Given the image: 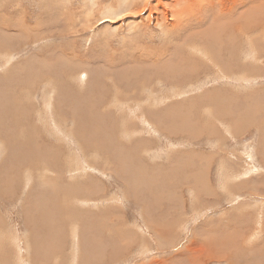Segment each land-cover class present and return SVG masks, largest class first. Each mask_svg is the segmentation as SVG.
I'll list each match as a JSON object with an SVG mask.
<instances>
[{
  "label": "rangeland",
  "instance_id": "1",
  "mask_svg": "<svg viewBox=\"0 0 264 264\" xmlns=\"http://www.w3.org/2000/svg\"><path fill=\"white\" fill-rule=\"evenodd\" d=\"M263 3L0 0V264H264Z\"/></svg>",
  "mask_w": 264,
  "mask_h": 264
},
{
  "label": "crops",
  "instance_id": "2",
  "mask_svg": "<svg viewBox=\"0 0 264 264\" xmlns=\"http://www.w3.org/2000/svg\"><path fill=\"white\" fill-rule=\"evenodd\" d=\"M231 75H233V71H232V73H231ZM224 77H228L227 75H224ZM183 82H186V81H181V82H179V84L181 83H183ZM187 82H189V81H187ZM207 82H205V83H203L202 85H201V88H203V92H200L199 94H197V95H208V93H209V90H210V88H209V86L206 84ZM178 86V85H177ZM180 87H181V85H180ZM209 89V90H208ZM200 89H196V91H199ZM224 93L226 94V95H228V93H229V91H224ZM197 95H194L192 98H190V99H188V102H190V108H194V110H193V112H192V114H195V113H197V112H199V111H201V107H197L196 106V102H195V100H194V98H195V96H197ZM176 101H177V106L175 107V112L176 113H180V111L182 110V109H187L186 107L188 106V105H186L185 106V104H184V102L183 101H181V100H178V99H176ZM192 103V104H191ZM194 104V105H193ZM164 108V107H163ZM214 108H216V107H214ZM230 111H228V109H225L223 112H215V120L216 119H220V118H222L221 119V121L223 122V124H224V135H225V133H228V135H230V134H232V131H233V126H234V117H233V114H232V112H231V109H229ZM51 111H53V110H51ZM229 112V113H228ZM133 113L135 114V112L133 111ZM50 114H52V115H54V113L53 112H51ZM141 115H142V118H146V117H144V115L141 113ZM224 115V116H223ZM41 117V116H40ZM40 117H38V119L40 118ZM243 117V116H242ZM242 120V122H243V119H241ZM235 121H236V119H235ZM62 122L64 123V119H62ZM143 123L144 124H148V121H145V120H143ZM195 124H197L196 122H195ZM201 124V123H200ZM200 124H199V126H200ZM218 124V123H217ZM209 125H213V122H211ZM237 125H238V123H237ZM237 125H236V127H237ZM201 127V126H200ZM205 127V128H204ZM35 128V127H34ZM202 128V127H201ZM37 131H40V129H38V128H35ZM173 129L174 128H172L171 129V131H173ZM202 129H205V131L207 130V127L206 126H203V128ZM220 124L219 125H217V128H216V130L217 131H220ZM215 130V131H216ZM214 131V132H215ZM206 132H208L209 133V131H206ZM167 134V133H166ZM168 135V134H167ZM170 136H172V137H175V136H179V135H173V134H169ZM126 136L128 137V138H131L132 137V133L131 132H129V133H127L126 132ZM226 136V135H225ZM216 136L215 135H212L211 133L209 134V136H206V135H202V136H200L199 138H196V139H194V140H190L191 138H187V140L189 141V142H192V141H201V140H203V139H205V140H210L211 138H215ZM230 137H232V135H230ZM203 138V139H202ZM235 138H238L237 136L235 137ZM42 140H44L41 136L39 137V138H34V139H30L29 141H30V143H32V145L33 146H36V145H38L39 144V141H42ZM24 141H26L25 139L23 140V142ZM225 143H227V139H225V140H223L222 141V145H219L218 146V144H217V146H218V149H219V152H222V153H224V151H223V144H225ZM193 144V146H200V144L198 143V142H193L192 143ZM30 145H28V146H26L27 147V149L29 150L30 149V147H29ZM184 150H186V152L184 153V158H185V160L187 161V160H189V159H191L192 157H193V155L194 154H196L197 153V149H192V148H189V149H184ZM194 150V154H191L192 153V151ZM24 152V155H23V159L24 160H28V159H30V156H29V154L27 153V151L25 152V151H23ZM34 152V151H33ZM217 152V151H216ZM216 152H213V153H210V156H204V157H206L205 159H204V161H207V162H210V161H212L213 160V157H214V155L216 154ZM203 153V152H202ZM186 154H190V155H187L186 156ZM33 156H35V155H33ZM32 156V157H33ZM189 156V157H188ZM31 157V158H32ZM36 157H37V159L38 158H41V155H40V151L38 150V155L36 154ZM187 158V159H186ZM200 160H203L202 158H200ZM215 161V160H214ZM260 163H261V160H260ZM161 164V163H160ZM162 168V170H163V165L161 164L160 165V169ZM162 170H161V173H162ZM187 171H190V170H187ZM168 172L172 175V178H174V177H176V176H178V174H184V172L185 171H183V172H177V171H174V170H171V169H169L168 170ZM30 173H36V171L35 172H30ZM149 173V170H146L145 172H144V180H145V178H146V176H147V174ZM255 174H257V173H254V175H253V173H249L247 176H242L241 178H240V180L238 181V182H235V181H230V182H234V183H245V182H247L249 179H254V176H255ZM150 175H152L153 176V166L151 165V174ZM150 179H151V177H150ZM242 179H245V180H242ZM189 180L191 181V179L189 178ZM188 182V181H187ZM194 183H196V182H198L197 180H194L193 181ZM28 183H30L31 184V182L29 181ZM29 184V185H30ZM225 184H227V183H225ZM245 187H247V188H249V187H253V186H249V185H247V186H245ZM259 186H254L253 188H258ZM228 188H229V185H228ZM134 190H136L135 188L133 189V192L131 193L133 196H135L136 194H137V191L136 192H134ZM252 191V193H254V194H257V195H259L257 192H254L253 190H251ZM260 196H262V195H260ZM213 201H215V203H216V198H215V200H213ZM241 201V203H243L244 202V200H240ZM264 205V204H263ZM147 207V206H146ZM173 209V208H172ZM174 210V209H173ZM182 211L183 212H185V210H183L182 209ZM262 214V217H263V221H264V213H261ZM259 215H260V213H258V214H256V212L255 213H253L252 214V220L251 221H249L250 223L249 224H246V225H238V228H243V227H246V228H248V231H250V230H255V229H259L260 227H264V226H257V222H256V218H258L259 217ZM245 216H246V214H243V215H241V216H239V217H233L232 219H230V221H232V222H236V223H239V222H245V223H248V222H246V220H245ZM183 224H185V222H181L180 223V226H182ZM230 228L231 227H233L234 225H231V224H229L228 225ZM183 227V226H182ZM199 231L201 230V228H199L198 229ZM240 230V232H241V234H240V236L237 238V241L235 242L234 240H233V242H232V245L231 246H233L235 243H236V245H234L233 247H234V249H236L237 248V244H245L244 243V241L247 239V237L245 236L244 237V239L243 240H241L240 241V239H241V235H243V231L241 230V229H239ZM260 230V232L262 233V235H263V237H264V228L263 229H259ZM171 231H173V232H171V233H175L176 232V229H174V230H171ZM157 234H159V231H157ZM196 235V237H197V240H198V238H199V236H197V234H195ZM202 237V236H201ZM196 239H194V242H195V244H196V242L197 241H195ZM224 240L223 239H221V238H219V240L217 239V238H214V242L215 243H220V245L221 244H225V242H223ZM100 242V241H99ZM118 241H114L113 243H117ZM238 242V243H237ZM51 243V242H50ZM93 243H95V245H96V249L97 250H99V252L100 253H102V251H103V246L101 245V244H99L98 242H96V241H94ZM262 244H264V239H263V241L261 242ZM200 246V245H199ZM224 246V248H225V250H226V248H230L229 246H225V245H223ZM183 252H184V254L186 255V253H188V250L187 249H185V250H182ZM200 251H201V253H202V250L200 249ZM202 255V254H201ZM193 257H195V258H198V257H200L199 255H194Z\"/></svg>",
  "mask_w": 264,
  "mask_h": 264
},
{
  "label": "bare ground",
  "instance_id": "3",
  "mask_svg": "<svg viewBox=\"0 0 264 264\" xmlns=\"http://www.w3.org/2000/svg\"><path fill=\"white\" fill-rule=\"evenodd\" d=\"M242 1H244V0H242ZM241 2V1H240ZM246 2V1H245ZM244 2V3H245ZM250 2V1H249ZM249 2H247V4L249 3ZM213 3V2H212ZM211 3V5L213 6V4ZM243 3V2H242ZM252 3V2H251ZM250 3V4H251ZM254 3V2H253ZM256 3V2H255ZM254 3V4H255ZM246 4V5H247ZM249 4V5H250ZM264 4V3H263ZM246 5H243L244 7L246 6ZM258 5V4H257ZM240 6V5H239ZM253 6V5H252ZM251 6V7H252ZM214 7V6H213ZM201 8H203V7H201ZM250 8V7H249ZM253 8V7H252ZM258 8H259V6H258ZM251 9V8H250ZM254 9V8H253ZM257 9V8H256ZM219 11V10H218ZM250 11V10H249ZM108 12V11H107ZM217 12V11H216ZM244 13V12H243ZM243 13H239L240 14V16H241V18H240V22L239 23H242L243 22V17H245V14H243ZM219 14V13H218ZM217 14V15H218ZM223 14V13H222ZM226 15V14H225ZM221 16V15H220ZM246 17H248V16H246ZM252 17V16H251ZM211 18V17H210ZM256 20V19H255ZM228 21V20H227ZM236 22H237V19H236ZM254 22V21H253ZM252 22V23H253ZM256 22V21H255ZM227 23V22H226ZM231 23V22H230ZM251 23V22H250ZM258 23V22H257ZM254 24V23H253ZM260 24V23H259ZM233 25V24H232ZM231 26V25H230ZM233 28V26L230 28V29H232ZM241 28H242V26H241ZM244 28H245V26H244ZM242 31V30H241ZM245 31V30H244ZM246 31H248V29H246ZM229 33V32H228ZM243 34H244V32L242 33V34H239L241 37L243 36ZM261 34V33H260ZM238 35V34H237ZM238 35V36H239ZM236 50V49H235ZM239 54H240V52H239ZM238 57H240V56H238ZM263 58H264V56H263ZM207 59V58H206ZM239 60H240V58H239ZM242 60H243V58H242ZM245 63V62H244ZM240 64V63H239ZM247 64V63H246ZM219 66V65H218ZM228 66H229V64H228ZM243 66V65H242ZM220 67V66H219ZM246 67V66H245ZM237 68H241V70L243 69L241 66H239V67H237ZM234 70V69H233ZM240 71V70H239ZM254 72V71H253ZM240 74H242V73H240ZM144 75V74H143ZM218 91V90H217ZM210 93V92H209ZM172 98V97H171ZM212 99V98H211ZM214 99V98H213ZM241 100V99H240ZM133 101V100H132ZM213 103V102H212ZM216 103V102H215ZM192 104V103H191ZM200 104V103H199ZM224 104H226V102H224ZM237 104V103H236ZM194 105V104H193ZM227 105V104H226ZM232 109H233V107H231ZM123 109V108H122ZM140 109V108H139ZM194 109V108H193ZM227 109V108H226ZM256 109V108H255ZM216 110V109H215ZM228 111H230L229 110V108H228ZM119 112V111H118ZM229 113V112H228ZM123 115V114H122ZM216 115V114H215ZM224 116V115H223ZM118 117V116H117ZM126 117V116H125ZM122 118V117H121ZM125 120V119H124ZM131 121V120H130ZM126 122V121H125ZM195 122V121H194ZM201 122V121H200ZM157 123V122H156ZM103 128V127H102ZM205 128V127H204ZM106 131V130H105ZM129 133V132H128ZM213 133V132H212ZM101 134V133H100ZM192 136V135H191ZM133 138V137H132ZM193 139V138H192ZM191 139V140H192ZM203 139V138H202ZM100 141V140H99ZM104 142V141H103ZM150 143V142H149ZM94 146H96V145H94ZM101 149V148H100ZM87 150V149H86ZM102 153V152H101ZM173 153V152H172ZM187 156V155H186ZM189 157V156H188ZM169 159V158H168ZM187 159V158H186ZM134 167V166H133ZM140 172H142V171H140ZM259 180V179H258ZM14 181V180H13ZM53 182V181H52ZM17 186V185H16ZM192 192V191H191ZM249 193V192H248ZM150 197V196H149ZM147 200V199H146ZM173 200V199H172ZM70 219V218H69ZM210 221V220H209ZM211 222V221H210ZM60 225V224H59ZM208 226V225H207ZM229 229H230V227L229 226H224L222 229H221V233H222V231L224 232V233H226L227 234V232L229 231ZM173 232V231H172ZM211 233V232H210ZM212 235H214V234H210L209 235V237H211ZM200 237H201V235H200ZM207 239V238H206ZM224 239V238H223ZM228 239V238H227ZM207 240H211L210 238H208ZM229 242H231V241H229ZM123 244V243H122ZM211 245V244H210ZM227 245V244H226ZM202 247V246H201ZM148 250V249H147ZM207 251V250H206ZM224 251V250H223ZM220 254V253H219ZM227 254V253H226ZM181 255V254H180ZM223 255H224V253H223ZM186 255L184 254H182V257L184 258ZM216 256V255H215ZM225 256V255H224ZM228 256V255H227ZM181 257V256H180ZM188 258V257H187ZM174 261V260H173ZM178 261L180 262V263H182V262H184L185 261V258L184 259H182V260H179L178 259ZM169 263V262H168ZM188 264H194V261L192 260V259H189L188 260ZM197 264V263H196Z\"/></svg>",
  "mask_w": 264,
  "mask_h": 264
}]
</instances>
